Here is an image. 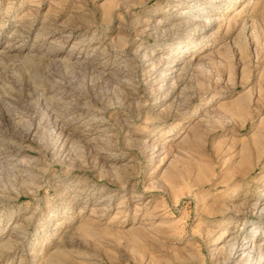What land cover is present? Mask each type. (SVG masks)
I'll return each mask as SVG.
<instances>
[{
	"label": "rangeland",
	"instance_id": "374dc122",
	"mask_svg": "<svg viewBox=\"0 0 264 264\" xmlns=\"http://www.w3.org/2000/svg\"><path fill=\"white\" fill-rule=\"evenodd\" d=\"M262 205L264 0H0V264H244Z\"/></svg>",
	"mask_w": 264,
	"mask_h": 264
},
{
	"label": "bare ground",
	"instance_id": "6f19581e",
	"mask_svg": "<svg viewBox=\"0 0 264 264\" xmlns=\"http://www.w3.org/2000/svg\"><path fill=\"white\" fill-rule=\"evenodd\" d=\"M260 210L264 211V206ZM238 240H239L238 236H235L233 243L231 244V251L234 249V247L239 245L240 254L242 255L244 254V258H245L244 264H264V243L258 244V243H255V239L248 238V239L241 241L240 244H238L239 243ZM249 249L254 251V253L251 254V251H249Z\"/></svg>",
	"mask_w": 264,
	"mask_h": 264
}]
</instances>
